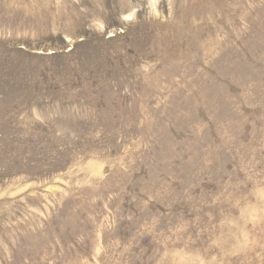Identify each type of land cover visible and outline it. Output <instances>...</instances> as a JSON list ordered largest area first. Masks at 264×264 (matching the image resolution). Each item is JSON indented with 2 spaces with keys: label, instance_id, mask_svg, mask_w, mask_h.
Returning a JSON list of instances; mask_svg holds the SVG:
<instances>
[{
  "label": "rangeland",
  "instance_id": "374dc122",
  "mask_svg": "<svg viewBox=\"0 0 264 264\" xmlns=\"http://www.w3.org/2000/svg\"><path fill=\"white\" fill-rule=\"evenodd\" d=\"M0 264H264V0H0Z\"/></svg>",
  "mask_w": 264,
  "mask_h": 264
}]
</instances>
